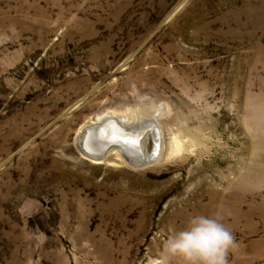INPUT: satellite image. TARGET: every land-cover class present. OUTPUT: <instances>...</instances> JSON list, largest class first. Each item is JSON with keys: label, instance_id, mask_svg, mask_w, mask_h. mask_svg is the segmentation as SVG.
<instances>
[{"label": "rangeland", "instance_id": "374dc122", "mask_svg": "<svg viewBox=\"0 0 264 264\" xmlns=\"http://www.w3.org/2000/svg\"><path fill=\"white\" fill-rule=\"evenodd\" d=\"M111 116L157 160L94 164ZM263 213L264 0H0V264H162L196 215L264 264Z\"/></svg>", "mask_w": 264, "mask_h": 264}, {"label": "clouds", "instance_id": "9594fccd", "mask_svg": "<svg viewBox=\"0 0 264 264\" xmlns=\"http://www.w3.org/2000/svg\"><path fill=\"white\" fill-rule=\"evenodd\" d=\"M234 245L233 234L218 219L196 215L163 241L162 264L174 257H180L182 264H227V254Z\"/></svg>", "mask_w": 264, "mask_h": 264}, {"label": "water", "instance_id": "95a60500", "mask_svg": "<svg viewBox=\"0 0 264 264\" xmlns=\"http://www.w3.org/2000/svg\"><path fill=\"white\" fill-rule=\"evenodd\" d=\"M121 124V121L117 118L104 117L100 121L89 125L80 134L79 143L82 152L91 159H103L109 151L117 149L121 151L122 157L127 163L135 168L144 167L157 160L156 156L158 155L160 142L159 132L155 128V122L149 123L148 126L139 123L135 126L123 127ZM104 127L108 130L103 129ZM92 131L94 133L92 136H89V133ZM113 131H119L120 135ZM84 136L86 140L89 138L88 141L92 145H96L97 141L99 142V145H96L99 150L98 156L86 150Z\"/></svg>", "mask_w": 264, "mask_h": 264}, {"label": "bare ground", "instance_id": "6f19581e", "mask_svg": "<svg viewBox=\"0 0 264 264\" xmlns=\"http://www.w3.org/2000/svg\"><path fill=\"white\" fill-rule=\"evenodd\" d=\"M110 118H112V116L110 117ZM114 118V117H113ZM115 118H117V117H115ZM121 118V117H120ZM118 119V118H117ZM121 126H125V127H130V126H135L136 124H131V123H126V122H122L121 121ZM115 125H117L116 123H115ZM87 129V127L86 128H84L83 130H86ZM103 129H106V130H108L107 128H103ZM114 133H117L118 135H120L119 134V131H113ZM94 132L92 131L91 133H89V136H92V134H93ZM107 133V132H106ZM123 137L124 138H126L124 135H123ZM84 139H85V136H84ZM83 139V140H84ZM89 139V138H88ZM88 139L86 140L85 139V148H86V150L87 151H89V153H91V154H93V155H95V156H98V149H97V146L96 145H99V142L97 141L96 142V145L94 144V145H92L91 144V142L90 141H88ZM159 142H160V139H159ZM174 142V141H173ZM160 144H161V142H160ZM146 147H147V145H146ZM160 147V146H159ZM158 147V148H159ZM174 147H176L175 148V152H179V153H181V152H184L185 150H186V146H185V144L181 141V139L179 138V137H177V138H175V146ZM148 150V149H147ZM156 150H157V148H156ZM173 150V149H172ZM118 152L119 154H120V156H123L122 155V153H121V151H119V150H117V149H113V150H111V151H109V153L107 154V156L106 157H108L109 156V154L110 153H112V152ZM159 154H160V151H159ZM105 157V158H106ZM105 158H103V159H98V158H94V159H92L93 161V163L94 164H102V163H104L105 161H106V159ZM156 158V157H155ZM158 158V157H157ZM264 214V213H263Z\"/></svg>", "mask_w": 264, "mask_h": 264}]
</instances>
